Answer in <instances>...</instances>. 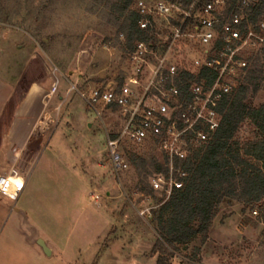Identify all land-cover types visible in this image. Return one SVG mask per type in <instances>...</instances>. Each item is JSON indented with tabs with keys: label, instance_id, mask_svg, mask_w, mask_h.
<instances>
[{
	"label": "rangeland",
	"instance_id": "1",
	"mask_svg": "<svg viewBox=\"0 0 264 264\" xmlns=\"http://www.w3.org/2000/svg\"><path fill=\"white\" fill-rule=\"evenodd\" d=\"M106 4V0H0V49L10 56L27 49L25 60L34 62L29 70H15V79L11 72H0L10 82L24 74L21 87L29 90L32 112V122L24 128L20 123L14 135L27 138L19 165L4 175L13 179L9 189L18 182L20 188L15 202L0 195V264L157 262L152 253L157 240L154 226L138 211L158 208V201L165 198L153 192L147 180L138 185L142 179L130 155L155 157L160 163L162 157L129 146L130 166L118 179L107 157L105 127L117 131L119 114H107L103 125L78 93L67 97L72 85L80 91L101 88L127 68L126 54L116 47L118 25ZM21 57L15 54L16 66L21 67ZM262 59L260 85L264 55ZM249 96L255 107L264 103L263 88ZM44 99L47 111L34 120ZM238 137L255 140L254 126L245 123ZM142 194L148 201L142 202ZM253 207L224 200L209 240L202 245L198 237L178 246L172 263L188 264L185 258L200 248V264H264V224L253 215L255 210L259 214ZM37 239L49 246L51 257L42 253Z\"/></svg>",
	"mask_w": 264,
	"mask_h": 264
},
{
	"label": "built area",
	"instance_id": "2",
	"mask_svg": "<svg viewBox=\"0 0 264 264\" xmlns=\"http://www.w3.org/2000/svg\"><path fill=\"white\" fill-rule=\"evenodd\" d=\"M252 6L248 0L235 9L227 0H135L144 39L126 53L124 74L101 88L72 85L67 91V97L78 93L103 125L107 114H119L117 131L105 127L107 157L118 179L130 166L129 146L147 148L165 166L149 177L152 191L167 201L183 188V165L212 141L225 107L264 55V18H252ZM9 182L0 175V194L16 201L5 192ZM156 209L138 212L151 220Z\"/></svg>",
	"mask_w": 264,
	"mask_h": 264
},
{
	"label": "trees",
	"instance_id": "3",
	"mask_svg": "<svg viewBox=\"0 0 264 264\" xmlns=\"http://www.w3.org/2000/svg\"><path fill=\"white\" fill-rule=\"evenodd\" d=\"M227 1L229 8L235 9L240 0ZM106 2L113 13L109 17L118 25L116 47L126 54L134 49L136 41L144 39L137 26L135 0ZM251 16L264 18V0L253 3ZM121 34L125 36L123 41ZM262 61L258 58L245 86L225 107L223 123L212 141L183 165L187 173L183 188L174 191L169 200H159L158 208L152 212L151 223L157 235L152 250L157 256L156 264H173L177 247L188 245L198 237L204 245L224 200L257 207L264 224V103L255 107L249 100L250 91L254 96L260 88L264 90V85L259 84L263 75ZM247 122L255 128V140L243 141L238 137ZM130 156L136 174L142 179L138 185H143V180L148 181L154 174L165 172L164 163L155 157L146 160ZM185 260L188 264H200V248L194 249Z\"/></svg>",
	"mask_w": 264,
	"mask_h": 264
},
{
	"label": "crops",
	"instance_id": "4",
	"mask_svg": "<svg viewBox=\"0 0 264 264\" xmlns=\"http://www.w3.org/2000/svg\"><path fill=\"white\" fill-rule=\"evenodd\" d=\"M8 49L14 50L12 47H7ZM10 51V50H9ZM19 53V54H18ZM27 49H20L17 53L12 51L11 56L3 49H0V72L5 71L6 73L11 72V76L15 79L14 71H20V69H24V71L29 70L32 67L34 62L26 61L25 55H28ZM15 54L22 56L21 59V67L16 66L17 62H14ZM40 65V63H38ZM37 70V68H36ZM8 74H6L8 76ZM24 75V74H23ZM23 75L18 78V81L10 82L4 75L0 73V175H6V170H10L13 172V168L17 167L20 162V152L25 149L26 143L24 136H16V130L20 131L21 125L23 128L25 127L27 121H31V113H30V98L27 94L29 90L25 91L24 88L21 87V81L23 79ZM53 95V94H52ZM51 95V96H52ZM52 98H50L51 101ZM47 100L44 99V103L42 108L38 111V115L34 118V120L38 119L40 114H45L47 111ZM42 112V113H41ZM30 128L27 127V130ZM30 131V130H29ZM28 131V134H29ZM23 134V132L21 133ZM27 134V135H28ZM20 143L22 146H15V143ZM20 148V149H19ZM19 150V151H18ZM18 151V152H17ZM5 170V171H4ZM8 172V171H7ZM13 183V179L10 180V183ZM9 185L5 190L6 194L11 197L18 196V190L20 188L19 182L12 188L9 189ZM13 185V184H12ZM9 189V190H8ZM1 195V194H0ZM3 196V195H1ZM6 197V196H3ZM8 198V197H6ZM11 200L10 198H8ZM12 201V200H11ZM15 202V201H14ZM41 239L36 240V245L39 246L38 242ZM45 246L50 251L49 255H46L41 248L43 254L46 257H51L53 252L49 248V246L42 240Z\"/></svg>",
	"mask_w": 264,
	"mask_h": 264
},
{
	"label": "water",
	"instance_id": "5",
	"mask_svg": "<svg viewBox=\"0 0 264 264\" xmlns=\"http://www.w3.org/2000/svg\"><path fill=\"white\" fill-rule=\"evenodd\" d=\"M39 246L42 248V250L44 251V253L46 255H49L50 254V251L48 250V248L45 246L44 242L42 240H40L38 242Z\"/></svg>",
	"mask_w": 264,
	"mask_h": 264
}]
</instances>
